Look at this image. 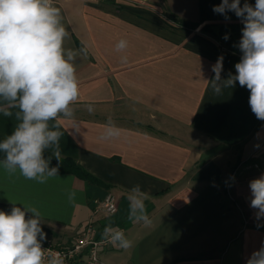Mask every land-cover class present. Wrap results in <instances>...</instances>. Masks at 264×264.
<instances>
[{
  "label": "crops",
  "instance_id": "crops-1",
  "mask_svg": "<svg viewBox=\"0 0 264 264\" xmlns=\"http://www.w3.org/2000/svg\"><path fill=\"white\" fill-rule=\"evenodd\" d=\"M54 3L71 33L65 46L87 47L88 54L77 60L74 119L52 123L64 133L61 157L76 161L101 184L68 173L41 184L0 166V204L37 207L46 237L70 241L91 219V202L111 193L118 208L101 220L102 229H123L132 244L104 249L102 264H246L264 242V230L229 210L224 191L257 152L264 121L252 113L246 87L237 82L217 96L207 81L221 56L222 79L235 74L241 20L233 12L227 13L230 19L214 13L221 0ZM166 14L196 27H180ZM121 39L128 41L124 52L115 47ZM109 121L119 135L101 140ZM15 125L14 117L0 114V139ZM135 185L145 194L150 224L129 219ZM246 186L235 182L233 188ZM69 192L75 193L71 202Z\"/></svg>",
  "mask_w": 264,
  "mask_h": 264
},
{
  "label": "clouds",
  "instance_id": "clouds-1",
  "mask_svg": "<svg viewBox=\"0 0 264 264\" xmlns=\"http://www.w3.org/2000/svg\"><path fill=\"white\" fill-rule=\"evenodd\" d=\"M213 12L230 19L233 12L241 20L242 36L236 45L242 53L227 79H222L223 57L212 65L214 76L207 80L214 95H221L236 83L249 90V106L257 120L264 121V0H221ZM61 9L54 0H0V114L13 118V131L0 141L4 159L0 166L9 173L20 174L38 183L59 176L60 140L64 133L58 123L73 120V105L80 98L76 74L78 58H86L87 47L73 49L65 46L71 33L63 24ZM227 40L228 36L225 35ZM124 52L128 41L116 44ZM127 63V55L121 56ZM15 109V111H13ZM89 113L94 109L87 106ZM100 139L108 140L120 130L108 122ZM50 151V156L45 153ZM57 161L50 166L51 160ZM234 179V177H233ZM250 207L256 220L264 219V174L249 181ZM140 185L130 190L129 219L150 224ZM69 201L75 193L69 192ZM41 211L31 205L13 204L11 210H0V264H65L64 257L43 247L46 233L42 229ZM262 225L257 224V227ZM102 235L114 246L127 249L132 242L123 229L106 226ZM246 264H264V242L251 253Z\"/></svg>",
  "mask_w": 264,
  "mask_h": 264
},
{
  "label": "built area",
  "instance_id": "built-area-1",
  "mask_svg": "<svg viewBox=\"0 0 264 264\" xmlns=\"http://www.w3.org/2000/svg\"><path fill=\"white\" fill-rule=\"evenodd\" d=\"M91 205V219L73 239L64 241L46 237L42 242L45 249L60 253L64 257L65 264H102L101 252L112 245L102 235L104 230L100 222L116 213L118 208L116 197L107 193L103 199L93 200Z\"/></svg>",
  "mask_w": 264,
  "mask_h": 264
},
{
  "label": "rangeland",
  "instance_id": "rangeland-1",
  "mask_svg": "<svg viewBox=\"0 0 264 264\" xmlns=\"http://www.w3.org/2000/svg\"><path fill=\"white\" fill-rule=\"evenodd\" d=\"M176 24L178 25V23ZM260 144L261 145L258 147L257 152L253 156L248 157L238 169L237 174H234L231 177L228 183V187L224 191V198L229 210L243 216V219L252 218L253 220L248 221V225L264 230V219L259 221L256 220V210L250 207L251 192L249 188V181L258 178L261 174H264V138ZM235 182L245 183V185H248L246 186L248 188L237 191L233 188ZM246 182L248 183L246 184ZM246 195L249 196L247 201L244 200ZM257 224H260L262 226L257 227Z\"/></svg>",
  "mask_w": 264,
  "mask_h": 264
},
{
  "label": "trees",
  "instance_id": "trees-1",
  "mask_svg": "<svg viewBox=\"0 0 264 264\" xmlns=\"http://www.w3.org/2000/svg\"><path fill=\"white\" fill-rule=\"evenodd\" d=\"M166 16L168 18H170L171 20H173L174 22L178 23V25L180 27H186L190 30H193L196 25H188L186 23H184L181 20H178L174 15L172 14H166ZM203 29H205V27H203ZM3 139H0V141H2ZM51 153L46 152L45 156H50ZM4 159V154L0 153V160ZM57 165V161L53 158L51 160V164L50 166H56ZM59 173H68V174H75L79 177H81L82 179L91 182V183H95V184H101L95 177H93L90 173H88L87 171H85L76 161H74L71 158H67V157H61V161H60V166H59ZM12 206L9 205H4V204H0V210H4L6 212L11 210Z\"/></svg>",
  "mask_w": 264,
  "mask_h": 264
}]
</instances>
